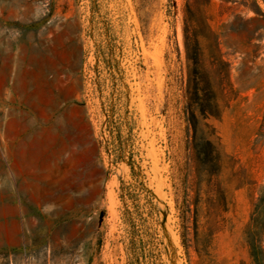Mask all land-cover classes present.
Wrapping results in <instances>:
<instances>
[{
  "label": "rangeland",
  "instance_id": "obj_1",
  "mask_svg": "<svg viewBox=\"0 0 264 264\" xmlns=\"http://www.w3.org/2000/svg\"><path fill=\"white\" fill-rule=\"evenodd\" d=\"M0 8V150L26 48L57 70L68 58L85 112L81 144L39 121L17 157L0 154V264H264V0ZM132 167L152 217L128 195Z\"/></svg>",
  "mask_w": 264,
  "mask_h": 264
},
{
  "label": "crops",
  "instance_id": "obj_2",
  "mask_svg": "<svg viewBox=\"0 0 264 264\" xmlns=\"http://www.w3.org/2000/svg\"><path fill=\"white\" fill-rule=\"evenodd\" d=\"M3 13L4 9L0 8V14ZM3 25L4 23H0V60L8 61L11 59L10 40L8 39L5 47ZM20 60L22 65H19L17 74L10 79L14 100L10 106L9 117L4 120V146L0 154L2 153L4 157L11 155L17 157L20 146L28 141L26 132L31 127H35L39 121L41 128H46L53 134L55 130L60 133V138L55 141L62 147H70L73 143L81 144L84 138L81 131L85 126V112L76 95L79 89L78 80L73 89L71 84L73 79L66 78L71 74L68 58L60 63L57 61L61 65V69L57 70L56 62L44 55L40 56L31 49L29 52L26 48L23 57L22 55L19 57ZM0 71L3 72L0 77V88H3L6 86L5 65ZM58 71H60V79L55 77ZM55 120L62 123L56 125ZM31 133L34 137H29V140L41 142L35 129ZM55 141L54 139L48 141V151L55 148ZM43 152L41 147L40 155H43ZM4 173L5 171L0 168V175Z\"/></svg>",
  "mask_w": 264,
  "mask_h": 264
},
{
  "label": "trees",
  "instance_id": "obj_3",
  "mask_svg": "<svg viewBox=\"0 0 264 264\" xmlns=\"http://www.w3.org/2000/svg\"><path fill=\"white\" fill-rule=\"evenodd\" d=\"M208 91H205L206 96H208V94H209ZM202 92H204V89H202L201 87H198V91H197L198 95H200ZM121 124H123V121L121 122ZM128 124H130V122L128 120L125 121L124 125H128ZM113 138H114V140L117 139V135L115 134ZM118 159H119V155L117 153V155L115 156V161H117ZM132 169H133V167H132ZM135 173L136 172L133 169V175L135 176V182L130 184V186H129L130 192L128 195L137 201L139 200L140 197H142L145 201L144 202V210H146V213L150 217H152L153 212H154L153 198L151 197V195H149L148 191H146V189L143 187V184L136 178ZM124 218H125V221H127L128 223H130L133 226H134V223L137 219H144L143 212H140V210H139V205H137L136 210H132V211L126 210L124 213ZM133 245L135 248L136 242H134Z\"/></svg>",
  "mask_w": 264,
  "mask_h": 264
}]
</instances>
